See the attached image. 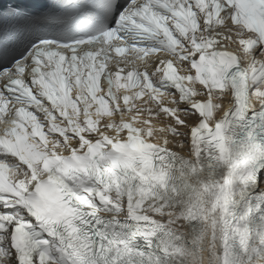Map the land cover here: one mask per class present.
<instances>
[{"label":"snow or ice","instance_id":"obj_1","mask_svg":"<svg viewBox=\"0 0 264 264\" xmlns=\"http://www.w3.org/2000/svg\"><path fill=\"white\" fill-rule=\"evenodd\" d=\"M0 264H264V0H0Z\"/></svg>","mask_w":264,"mask_h":264}]
</instances>
